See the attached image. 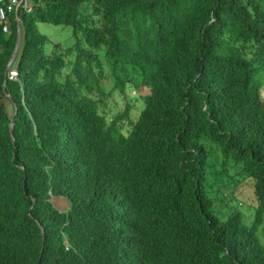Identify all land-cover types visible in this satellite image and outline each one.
<instances>
[{"label": "trees", "instance_id": "16d2710c", "mask_svg": "<svg viewBox=\"0 0 264 264\" xmlns=\"http://www.w3.org/2000/svg\"><path fill=\"white\" fill-rule=\"evenodd\" d=\"M19 18L17 79L0 20V264H264L262 0H36ZM40 22L72 28L69 77ZM101 50L114 91L149 89L134 121L103 110ZM206 140L254 213L215 209Z\"/></svg>", "mask_w": 264, "mask_h": 264}, {"label": "rangeland", "instance_id": "374dc122", "mask_svg": "<svg viewBox=\"0 0 264 264\" xmlns=\"http://www.w3.org/2000/svg\"><path fill=\"white\" fill-rule=\"evenodd\" d=\"M262 2L264 3V0ZM38 30L46 34L52 42H61L62 47L66 48V58L69 64L62 69L61 76L69 77L71 75L73 59V56L68 52V48L72 46V28L70 26H59L44 22L38 24ZM100 56L104 61L106 75L102 82L104 87V93L102 94L105 102L104 112L110 118L117 113H121L126 103H129L131 106L130 120H136L145 102L144 96L142 97V95L149 92L148 87L139 86L133 89L127 88L124 93L114 91L112 89L113 79L110 76V57L104 53V50L100 51ZM127 72L131 73V70H127ZM59 74L58 77L60 79ZM259 90L264 97V84L260 86ZM206 146L209 149L207 183L209 185V194L215 200V209L223 218H226L229 213L236 209L243 211L245 214H249L254 209L255 198L251 180L245 179L248 174L246 172L243 173L239 165L233 163L234 161H228L218 145L206 140ZM224 161L227 163L225 164ZM224 166L225 170L222 171ZM260 235L264 241V222L260 226Z\"/></svg>", "mask_w": 264, "mask_h": 264}, {"label": "built area", "instance_id": "2783aa9c", "mask_svg": "<svg viewBox=\"0 0 264 264\" xmlns=\"http://www.w3.org/2000/svg\"><path fill=\"white\" fill-rule=\"evenodd\" d=\"M33 0H0V19L3 23V30L9 31L10 23L8 20L9 13H15V19L17 18V9L21 8L22 10L29 11L31 10ZM17 26L19 27L20 23L17 19Z\"/></svg>", "mask_w": 264, "mask_h": 264}, {"label": "clouds", "instance_id": "9594fccd", "mask_svg": "<svg viewBox=\"0 0 264 264\" xmlns=\"http://www.w3.org/2000/svg\"><path fill=\"white\" fill-rule=\"evenodd\" d=\"M35 1L36 0H33V3H32V7H33V5H34V3H35ZM32 7H31V9H32ZM20 10H21V8H18L17 9V18H16V21H17V19H18V21H19V23H20V25H19V27L17 28L18 29V35L20 34V40H19V44H18V46H17V43H16V46H15V49H16V54L14 55V57H12V54H11V57H10V60H9V62H8V64H7V73H6V75H8V77L10 78V79H17L18 78V69H17V61H18V57H19V52H20V43H21V40H22V37H23V32H21V29H22V27H21V21H20V18H19V15H20ZM15 14V13H14ZM16 16V15H15ZM1 20V19H0ZM18 23V22H17ZM41 23V22H40ZM39 23V24H40ZM3 26V25H2ZM3 29V28H2ZM4 31V30H3ZM6 32V31H5ZM17 40H18V38H17ZM14 49V50H15ZM14 52V51H13ZM4 84H5V82H4ZM16 112H17V106L15 105V108H14V111H13V115H12V118H11V122H10V125L12 124V119H13V117H14V115L16 114ZM12 130H13V124H12ZM9 132H10V128H9ZM13 132V131H12ZM11 135H12V133H10ZM58 195V194H57ZM54 196V195H53ZM52 196V197H53ZM60 196V195H59ZM61 196H63V195H61ZM52 197H51V202H52ZM68 198V197H67ZM69 199V198H68ZM70 201V200H69ZM53 204V203H52ZM54 206V205H53ZM70 206H71V204H70ZM70 208V207H69ZM68 208V209H69ZM57 209V208H56ZM67 209V210H68ZM59 210V209H58ZM60 211H62V210H60ZM65 211V210H64Z\"/></svg>", "mask_w": 264, "mask_h": 264}, {"label": "water", "instance_id": "95a60500", "mask_svg": "<svg viewBox=\"0 0 264 264\" xmlns=\"http://www.w3.org/2000/svg\"><path fill=\"white\" fill-rule=\"evenodd\" d=\"M19 40H20V34L18 35L17 46L19 44ZM15 54H16V49L12 53V57H14ZM10 133H12V124L10 125ZM52 203L55 208L62 211L67 210L70 207V201L66 196L54 195L52 197Z\"/></svg>", "mask_w": 264, "mask_h": 264}]
</instances>
